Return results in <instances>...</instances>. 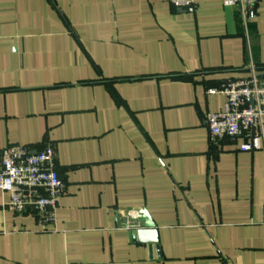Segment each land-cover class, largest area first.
<instances>
[{"label":"crops","instance_id":"crops-1","mask_svg":"<svg viewBox=\"0 0 264 264\" xmlns=\"http://www.w3.org/2000/svg\"><path fill=\"white\" fill-rule=\"evenodd\" d=\"M255 13L0 0V155L50 145L65 184L47 224L0 191V264H264V143L243 152L205 122L224 103L208 89L264 80V0ZM141 208L156 243L122 222Z\"/></svg>","mask_w":264,"mask_h":264},{"label":"built area","instance_id":"built-area-1","mask_svg":"<svg viewBox=\"0 0 264 264\" xmlns=\"http://www.w3.org/2000/svg\"><path fill=\"white\" fill-rule=\"evenodd\" d=\"M176 8L188 9L195 0H169ZM259 0H222L225 6H236L244 23L255 18ZM208 93L224 96L220 112L206 116V126L211 138H244L239 149L243 152L263 148L264 143V80L252 75L238 80H228ZM65 184L55 167V154L48 145L40 150L14 145L4 148L0 155V191L8 195V207L16 214L31 212L41 224L55 220L58 199ZM141 214L125 212L123 224L139 228ZM136 226V227H135Z\"/></svg>","mask_w":264,"mask_h":264},{"label":"water","instance_id":"water-1","mask_svg":"<svg viewBox=\"0 0 264 264\" xmlns=\"http://www.w3.org/2000/svg\"><path fill=\"white\" fill-rule=\"evenodd\" d=\"M142 218V226L139 228H132L129 233L133 238L138 239V241L146 243H156L157 239V226L152 219L150 213L146 208H141L138 210Z\"/></svg>","mask_w":264,"mask_h":264}]
</instances>
